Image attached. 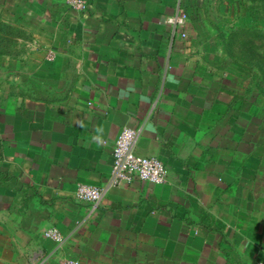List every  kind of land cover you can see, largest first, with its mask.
I'll list each match as a JSON object with an SVG mask.
<instances>
[{"label":"crops","instance_id":"0c3cea01","mask_svg":"<svg viewBox=\"0 0 264 264\" xmlns=\"http://www.w3.org/2000/svg\"><path fill=\"white\" fill-rule=\"evenodd\" d=\"M48 7L0 69V237L25 264H264V149L236 136L233 82L166 23L182 0ZM183 5V4H182ZM187 30L188 25H187ZM124 127L167 181L111 187ZM57 226L60 245L43 236ZM1 247V246H0Z\"/></svg>","mask_w":264,"mask_h":264},{"label":"rangeland","instance_id":"374dc122","mask_svg":"<svg viewBox=\"0 0 264 264\" xmlns=\"http://www.w3.org/2000/svg\"><path fill=\"white\" fill-rule=\"evenodd\" d=\"M188 13L190 52L203 66L233 82L235 133L250 138L249 149H264V0H182ZM70 6L69 0H0V20L15 29L0 30L1 51H16L19 38L42 36L48 7ZM248 30H252L247 32ZM10 39V41L8 40ZM7 245L0 237V248ZM25 256L0 253V264H25Z\"/></svg>","mask_w":264,"mask_h":264},{"label":"built area","instance_id":"2783aa9c","mask_svg":"<svg viewBox=\"0 0 264 264\" xmlns=\"http://www.w3.org/2000/svg\"><path fill=\"white\" fill-rule=\"evenodd\" d=\"M70 6L83 12L89 6L88 0H69ZM166 23L178 29L183 38L187 37L188 13L180 3L176 12L165 19ZM140 131L132 127H124L119 134L113 150V166L107 181L102 185L79 182L75 196L78 201L88 203L92 209L99 207L103 198L111 187L130 184L134 179L150 183H165L167 181V168L165 162L158 156H141L135 152ZM43 236L62 244L64 234L57 226L44 230ZM60 264H83L81 260L62 256Z\"/></svg>","mask_w":264,"mask_h":264},{"label":"trees","instance_id":"16d2710c","mask_svg":"<svg viewBox=\"0 0 264 264\" xmlns=\"http://www.w3.org/2000/svg\"><path fill=\"white\" fill-rule=\"evenodd\" d=\"M10 29H15V27H13L12 25H10L9 23H7V22H5L4 20H0V30H2V31H5L6 32V30H10ZM16 30V29H15ZM249 31H252V30H248L247 32H249ZM250 33V32H249ZM9 41H10V39H8ZM10 51H1V53H3V54H6V53H9ZM3 54H1V55H3Z\"/></svg>","mask_w":264,"mask_h":264}]
</instances>
